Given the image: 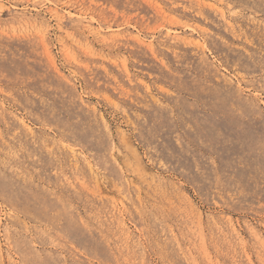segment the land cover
<instances>
[{"label": "rangeland", "instance_id": "obj_1", "mask_svg": "<svg viewBox=\"0 0 264 264\" xmlns=\"http://www.w3.org/2000/svg\"><path fill=\"white\" fill-rule=\"evenodd\" d=\"M0 264H264V0H0Z\"/></svg>", "mask_w": 264, "mask_h": 264}]
</instances>
